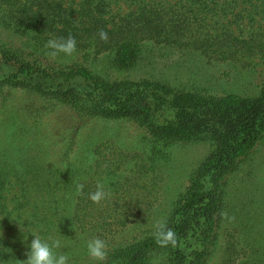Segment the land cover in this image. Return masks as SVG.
<instances>
[{
    "label": "trees",
    "instance_id": "1",
    "mask_svg": "<svg viewBox=\"0 0 264 264\" xmlns=\"http://www.w3.org/2000/svg\"><path fill=\"white\" fill-rule=\"evenodd\" d=\"M125 1L135 7L115 12L113 6L119 0H0V71L8 70L0 76V87L31 89L53 107L68 109L75 116L72 121L78 130L97 119L134 122L153 144L151 153L157 162L168 158L169 147L209 141L212 150L173 200L165 221L176 233V245L159 246L156 228L142 229L125 244L117 241L118 235L141 218L142 200L121 189L125 185L121 183H117L119 188L105 187L111 195L99 204L89 199V193L95 192L101 182L97 178L103 160L101 146L90 148L87 156L95 162L97 171L79 182L84 185L83 194L76 195L75 189L69 207L68 189L78 184L73 177L61 175L51 183L38 178L37 189H28L29 175L36 173L39 177L42 171L35 162H22L20 176L23 172L28 183L21 184L22 192H15V204L10 208L8 187L15 169L13 164L8 165L6 154L0 155V232L15 227L8 219L15 214L25 229H17L14 233L18 235L11 239H25L24 243L30 245L38 227L43 228L39 235L73 238L77 230H82L83 240L99 237L108 244L104 264H151L156 254L163 256L161 264H211L218 251L223 252L222 264H264V249L261 251L255 241L245 243L234 231L225 240L221 225L230 176L264 140V82L255 96L213 94L150 79L100 76L87 64L91 57L112 52L120 67H129L146 42L174 47L186 43L184 38H190L194 22L198 25L195 33H199L194 36V46L201 54L223 60L264 58V26L249 29L244 35L242 30L233 31L231 23L222 27L216 26V21L214 31L206 30L210 23L200 4L217 0ZM193 5L201 10L195 11ZM235 15L237 19L246 17L243 9ZM250 22L258 24L256 18ZM9 29L26 35L32 47L12 39L6 33ZM101 29L107 33L106 41L100 38ZM69 35L77 41V53L71 57L61 53L50 59L46 42ZM69 138L72 143L65 156L74 150L75 136ZM65 211L68 213L62 215ZM111 239L117 242H109ZM3 242L5 234L0 235V264H20L19 260L27 259L21 249L5 250Z\"/></svg>",
    "mask_w": 264,
    "mask_h": 264
},
{
    "label": "rangeland",
    "instance_id": "2",
    "mask_svg": "<svg viewBox=\"0 0 264 264\" xmlns=\"http://www.w3.org/2000/svg\"><path fill=\"white\" fill-rule=\"evenodd\" d=\"M64 1L67 3L68 0ZM247 2L245 0L208 1L200 4L203 10L196 8L195 5L193 8H196L195 11H204L207 15V23L210 24L205 27L206 30L214 31L213 27L216 21H219L216 26L224 27L231 23L233 31L241 33L242 30V34L247 35L249 29L264 26V0ZM130 3L119 0L117 5L113 6L114 11L125 12L135 7L130 6ZM221 8H226V11ZM242 9L243 15L247 18L237 19L235 13ZM216 11L222 16H216L218 15ZM253 18L258 20V24H251L250 19ZM197 29L198 25L194 22L192 32L188 34L190 38H184L186 43L178 47L154 42L144 43L139 57L129 67H120L112 52L91 57L87 60V64L100 76L133 80L150 79L181 89L200 90L213 94L235 92L245 96H255L259 85L264 82V58L240 57L236 60L232 58L223 60L217 59L216 56L203 55L200 49L194 46V36L199 34L195 33ZM6 33L21 45L31 46V41L26 35L11 29ZM7 71L6 69L0 71V76ZM72 120H75V116L71 111L59 106L53 107L31 89L11 85L0 87V155L6 154L5 160L8 165L13 164L15 169L10 176L12 181L8 187L10 190L8 204L10 208L15 204L12 199L16 197L15 192H22L21 184L28 183L23 172V176H20L19 167L22 162L26 164L35 162L42 171L39 177L36 173H32L34 179L29 175L31 186H28V189H37L35 186L39 183L38 178L51 183L61 175L73 177L79 183L89 179L97 171L95 162H90L87 155L91 147L95 149L96 146H101L103 160L98 168L97 178H101L106 188H114L118 186L117 183L125 184L121 189L131 191L136 200H142L139 209L143 212L141 218L117 237V241L123 244L136 237L142 229L155 228L157 221H166L173 200L189 184V179L213 148L209 141L181 143L169 147L168 158L159 159L161 161L157 162L154 161L157 157L151 153L153 144L134 122L97 119L78 130ZM73 136H75L74 150L69 156H65L72 143L69 137ZM119 187L120 185L117 188ZM75 189L74 184L68 189L67 207ZM225 191L224 214L226 213L227 217L223 215L221 220V225L225 229L224 239H228V233L234 231L247 244L255 241L262 251L264 249V140L230 176ZM67 213L68 211L62 212V215ZM39 215L42 218L44 214L40 211ZM8 219L14 221L11 222L15 227L0 232L5 234L2 247L5 250L21 249L19 250L21 254L22 251L26 254L30 248L28 243H24L25 239L21 242L11 239L18 235L14 233L17 229H25L21 225L23 221L20 222L15 214ZM35 221L37 222V219ZM65 224L68 226L66 222ZM42 229L38 227L34 231L38 233ZM81 231L77 230L74 238L60 237L57 234L40 235V237L59 238L64 246L56 251L67 254L74 264H93L94 261H91L87 254V241L81 238L83 237ZM117 241L111 239L109 242ZM222 256L223 252L218 251L211 264H222ZM162 257L156 254L151 264H161Z\"/></svg>",
    "mask_w": 264,
    "mask_h": 264
},
{
    "label": "clouds",
    "instance_id": "3",
    "mask_svg": "<svg viewBox=\"0 0 264 264\" xmlns=\"http://www.w3.org/2000/svg\"><path fill=\"white\" fill-rule=\"evenodd\" d=\"M102 40H107V33L101 29L99 32ZM45 48L51 49L47 53L50 59L55 60L61 53L65 56L71 57L77 53V41L75 37L69 35L67 38H52L49 39ZM84 185L78 183L76 185V195L83 194ZM111 192L105 190V184L98 182L96 185V191L89 193V199L96 204L110 197ZM227 217V214H224ZM154 227L157 229L155 232L156 243L161 247H166L169 244L173 246L177 243V237L174 230L167 228L166 222L157 221ZM2 235V233H0ZM34 239H32L29 248L30 251L26 253V260H19L20 264H74L70 260V257L56 250L61 249L64 245L59 238L42 239L38 233H33ZM87 254L91 261L104 262L108 259L109 247L104 239L94 237L87 241Z\"/></svg>",
    "mask_w": 264,
    "mask_h": 264
}]
</instances>
